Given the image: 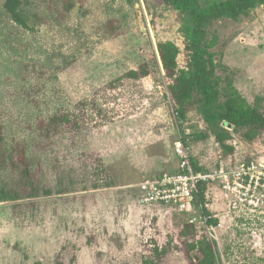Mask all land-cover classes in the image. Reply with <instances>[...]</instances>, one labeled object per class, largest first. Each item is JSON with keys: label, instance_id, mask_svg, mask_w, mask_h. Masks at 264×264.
Segmentation results:
<instances>
[{"label": "rangeland", "instance_id": "obj_1", "mask_svg": "<svg viewBox=\"0 0 264 264\" xmlns=\"http://www.w3.org/2000/svg\"><path fill=\"white\" fill-rule=\"evenodd\" d=\"M4 1L0 140L6 149L26 147L39 191L28 197L20 175L0 169V185L22 197L0 201V264H143L156 247L166 249L157 264H190L200 252L188 253L187 245L203 235L214 241L217 264H264V216L214 198L205 204L218 219L211 237L198 203L179 212L138 201L140 182L178 169L179 141L207 170L264 160V130L226 126L229 153L195 104L176 121L157 42L173 41L185 66L177 11L154 0H72L69 9L68 0H24L27 29L9 17ZM209 33L218 37L217 74L264 108V5L238 20L213 21ZM144 63L148 75L125 76ZM61 112L73 114L75 126L46 135L41 119L46 124ZM190 222L193 232L186 234Z\"/></svg>", "mask_w": 264, "mask_h": 264}, {"label": "trees", "instance_id": "obj_2", "mask_svg": "<svg viewBox=\"0 0 264 264\" xmlns=\"http://www.w3.org/2000/svg\"><path fill=\"white\" fill-rule=\"evenodd\" d=\"M137 0H125L127 4H133ZM148 1V0H145ZM158 4L166 5L178 13L180 30L183 35L184 49L187 55L185 66L178 64L179 47L171 40H159L157 50L166 79L169 81L168 93L173 105L174 117L177 122L184 120L187 107L195 104L196 111L205 121L223 151L232 152L234 147L228 143L233 130L246 129L254 134L264 130V108L260 106V99L249 103L232 83L229 77L222 79L217 74L219 64L212 50L217 42V35L209 33L210 24L222 18L238 20L248 15L257 6L264 5V0H154ZM24 0H5L3 8L9 17L22 27L29 29V16L24 7ZM74 6L72 0H68V9ZM149 74L147 64H142L138 69H131L125 76L131 79H139ZM224 83V84H222ZM41 130L46 135L53 128L75 126L74 115L68 112L54 113L48 117V122L43 123ZM181 134H184L180 129ZM194 138L205 137L202 133L193 135ZM0 140V169L6 165L10 171L17 172L21 179L28 184V197L37 195L39 187L33 182L29 157L26 147L17 144L11 149H6ZM195 169L207 170L197 165L191 158ZM204 189L197 201L203 205V214L211 213L204 206ZM50 194V189L44 190ZM20 192L16 188L0 185V201L18 200ZM207 224L217 226L218 219L211 217ZM186 234L193 232L189 226H185ZM189 227V228H187ZM214 241L207 235H203L198 241L187 245V252L198 249L199 257H194L190 264H217L214 250ZM166 252V249L154 248V255L143 259V264H157Z\"/></svg>", "mask_w": 264, "mask_h": 264}, {"label": "built area", "instance_id": "obj_3", "mask_svg": "<svg viewBox=\"0 0 264 264\" xmlns=\"http://www.w3.org/2000/svg\"><path fill=\"white\" fill-rule=\"evenodd\" d=\"M174 151L179 160L176 171L137 185L141 204H161L179 212H191L198 203L203 211V205L197 201L203 188L204 206L219 198L240 212L264 216V160L220 162L213 169L200 170L191 161L188 145L179 141ZM211 217L204 215V221L207 223ZM207 229L215 237V225L207 224Z\"/></svg>", "mask_w": 264, "mask_h": 264}, {"label": "water", "instance_id": "obj_4", "mask_svg": "<svg viewBox=\"0 0 264 264\" xmlns=\"http://www.w3.org/2000/svg\"><path fill=\"white\" fill-rule=\"evenodd\" d=\"M188 225H192V223L190 222V223L185 224V226H188Z\"/></svg>", "mask_w": 264, "mask_h": 264}]
</instances>
